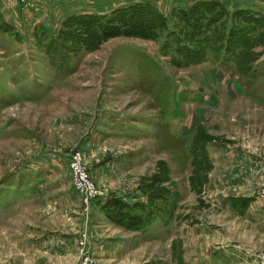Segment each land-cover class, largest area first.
Returning <instances> with one entry per match:
<instances>
[{
	"label": "rangeland",
	"instance_id": "374dc122",
	"mask_svg": "<svg viewBox=\"0 0 264 264\" xmlns=\"http://www.w3.org/2000/svg\"><path fill=\"white\" fill-rule=\"evenodd\" d=\"M262 250L264 0H0V264Z\"/></svg>",
	"mask_w": 264,
	"mask_h": 264
},
{
	"label": "built area",
	"instance_id": "2783aa9c",
	"mask_svg": "<svg viewBox=\"0 0 264 264\" xmlns=\"http://www.w3.org/2000/svg\"><path fill=\"white\" fill-rule=\"evenodd\" d=\"M18 2L27 3L28 0H17ZM68 167L72 178L74 188L83 198L84 202H89L95 197V191L88 179L86 170L82 167L78 154H73L68 159ZM257 264H264V250L256 255Z\"/></svg>",
	"mask_w": 264,
	"mask_h": 264
},
{
	"label": "trees",
	"instance_id": "16d2710c",
	"mask_svg": "<svg viewBox=\"0 0 264 264\" xmlns=\"http://www.w3.org/2000/svg\"><path fill=\"white\" fill-rule=\"evenodd\" d=\"M108 207L111 213L115 216L116 219L120 221H125L127 225L134 226L139 221L137 216L131 215L127 205L120 200L113 199L108 202Z\"/></svg>",
	"mask_w": 264,
	"mask_h": 264
}]
</instances>
